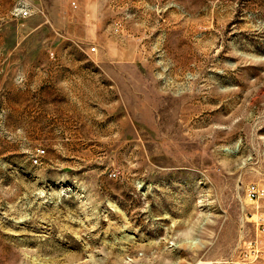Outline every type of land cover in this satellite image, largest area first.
I'll list each match as a JSON object with an SVG mask.
<instances>
[{
	"label": "rangeland",
	"instance_id": "1",
	"mask_svg": "<svg viewBox=\"0 0 264 264\" xmlns=\"http://www.w3.org/2000/svg\"><path fill=\"white\" fill-rule=\"evenodd\" d=\"M95 1L0 0V264H240L264 0Z\"/></svg>",
	"mask_w": 264,
	"mask_h": 264
},
{
	"label": "built area",
	"instance_id": "2",
	"mask_svg": "<svg viewBox=\"0 0 264 264\" xmlns=\"http://www.w3.org/2000/svg\"><path fill=\"white\" fill-rule=\"evenodd\" d=\"M21 17H27L31 15L30 8H18L16 9ZM42 11V10H41ZM43 12V11H42ZM120 28L117 27L118 31ZM96 47L92 46L90 50L96 51ZM39 152L45 153L44 149H40ZM38 159V158H37ZM39 161V159H38ZM112 176H116L115 173ZM247 197L253 201L259 203L264 201V186L258 183H250L246 189ZM256 232L255 235L248 241L245 242L241 248V259L240 264H256L258 262H264V214L257 215Z\"/></svg>",
	"mask_w": 264,
	"mask_h": 264
},
{
	"label": "crops",
	"instance_id": "3",
	"mask_svg": "<svg viewBox=\"0 0 264 264\" xmlns=\"http://www.w3.org/2000/svg\"><path fill=\"white\" fill-rule=\"evenodd\" d=\"M79 1V6L76 2H73V5L78 8L76 15L79 16L81 21L84 22H89L90 24H93L92 26V35L88 36V38L91 40L93 39V30L96 28V24L99 23V14L97 13V1L93 4V0H78ZM90 2L91 8L89 10L87 3ZM87 53L93 56V52H90L87 50Z\"/></svg>",
	"mask_w": 264,
	"mask_h": 264
},
{
	"label": "bare ground",
	"instance_id": "4",
	"mask_svg": "<svg viewBox=\"0 0 264 264\" xmlns=\"http://www.w3.org/2000/svg\"><path fill=\"white\" fill-rule=\"evenodd\" d=\"M35 161H37V159Z\"/></svg>",
	"mask_w": 264,
	"mask_h": 264
}]
</instances>
